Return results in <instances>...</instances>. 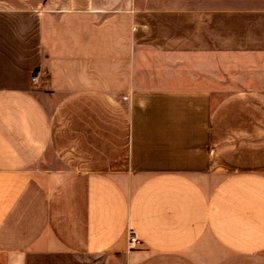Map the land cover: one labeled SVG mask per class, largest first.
<instances>
[{
    "label": "crops",
    "instance_id": "1",
    "mask_svg": "<svg viewBox=\"0 0 264 264\" xmlns=\"http://www.w3.org/2000/svg\"><path fill=\"white\" fill-rule=\"evenodd\" d=\"M0 264H264V0H0Z\"/></svg>",
    "mask_w": 264,
    "mask_h": 264
},
{
    "label": "built area",
    "instance_id": "2",
    "mask_svg": "<svg viewBox=\"0 0 264 264\" xmlns=\"http://www.w3.org/2000/svg\"><path fill=\"white\" fill-rule=\"evenodd\" d=\"M135 242V239L134 238H132V240H131V243L133 244Z\"/></svg>",
    "mask_w": 264,
    "mask_h": 264
}]
</instances>
